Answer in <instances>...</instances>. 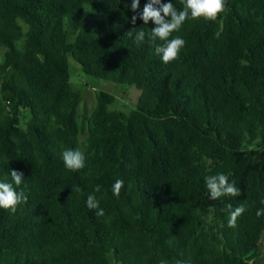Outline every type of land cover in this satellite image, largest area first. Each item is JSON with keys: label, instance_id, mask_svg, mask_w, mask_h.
I'll list each match as a JSON object with an SVG mask.
<instances>
[{"label": "trees", "instance_id": "1", "mask_svg": "<svg viewBox=\"0 0 264 264\" xmlns=\"http://www.w3.org/2000/svg\"><path fill=\"white\" fill-rule=\"evenodd\" d=\"M130 4L0 0V181L28 198L15 214L0 209V264H264V0L187 20L168 64ZM67 57L132 85L134 108L111 109L98 91L78 115ZM77 148L86 166L71 172L61 154ZM11 170L24 175L18 187ZM217 173L241 195L210 199L205 177ZM90 194L104 216L87 208ZM229 204L246 208L235 227Z\"/></svg>", "mask_w": 264, "mask_h": 264}, {"label": "clouds", "instance_id": "2", "mask_svg": "<svg viewBox=\"0 0 264 264\" xmlns=\"http://www.w3.org/2000/svg\"><path fill=\"white\" fill-rule=\"evenodd\" d=\"M183 10H177L172 0L163 2V0H147L142 12L140 11V0H131L130 10L135 15H132L130 21L133 25L136 24L137 19H140L144 24L152 22L150 40L155 45V52L161 55L162 61L168 64L172 61L178 60L182 49L185 48L186 42L180 36L174 38L173 32H179L184 23L189 19H204L207 21L216 22L218 19L228 12L227 0H181ZM145 38L143 30L136 33V40L142 42ZM162 41V44H156V41ZM64 166L71 172H78L86 166L85 153L77 149H67L61 154ZM11 179L18 187L23 183L24 175L17 170H11ZM124 185L122 179H117L112 186L113 195L119 198L121 189ZM206 189L210 194V199L216 200L224 196L237 197L241 195V191L236 187L235 181L230 182L229 177L224 173H217L205 177ZM76 191H80L77 187ZM96 192L100 191V186L95 188ZM27 196L23 191H17L12 183L0 181V209L15 214L21 204L27 203ZM86 206L90 210H96V215L102 217L105 215L104 210L100 207L99 200L95 195L90 194L86 200ZM230 210L229 226L235 227L236 220L241 216L246 208L240 205ZM256 215H264V210H257ZM160 264H167L166 261H161ZM180 264V262H177Z\"/></svg>", "mask_w": 264, "mask_h": 264}, {"label": "rangeland", "instance_id": "3", "mask_svg": "<svg viewBox=\"0 0 264 264\" xmlns=\"http://www.w3.org/2000/svg\"><path fill=\"white\" fill-rule=\"evenodd\" d=\"M2 50L0 49V54ZM1 59V56H0ZM69 69V82L71 87L82 93V100L77 108L78 115L83 110L89 112L94 105V92L102 91L114 97L113 104L109 108L127 113L134 108L135 101L139 95L132 85H118L109 81L93 79L85 75L70 57H67Z\"/></svg>", "mask_w": 264, "mask_h": 264}, {"label": "water", "instance_id": "4", "mask_svg": "<svg viewBox=\"0 0 264 264\" xmlns=\"http://www.w3.org/2000/svg\"><path fill=\"white\" fill-rule=\"evenodd\" d=\"M261 253H262V255H264V243H263V245H262Z\"/></svg>", "mask_w": 264, "mask_h": 264}]
</instances>
